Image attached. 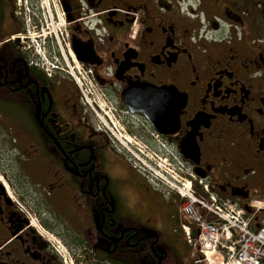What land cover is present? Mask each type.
Instances as JSON below:
<instances>
[{
	"label": "flooded vegetation",
	"instance_id": "1",
	"mask_svg": "<svg viewBox=\"0 0 264 264\" xmlns=\"http://www.w3.org/2000/svg\"><path fill=\"white\" fill-rule=\"evenodd\" d=\"M36 1L0 0V264H195L182 202L97 115L152 166L264 202V0H52L54 31Z\"/></svg>",
	"mask_w": 264,
	"mask_h": 264
},
{
	"label": "built area",
	"instance_id": "2",
	"mask_svg": "<svg viewBox=\"0 0 264 264\" xmlns=\"http://www.w3.org/2000/svg\"><path fill=\"white\" fill-rule=\"evenodd\" d=\"M189 200L182 212L198 227V236L187 241L195 251L204 254V262L210 261L214 252L221 251L219 264H264V230L256 232L251 221L244 217L236 205L210 202L188 194Z\"/></svg>",
	"mask_w": 264,
	"mask_h": 264
},
{
	"label": "rangeland",
	"instance_id": "3",
	"mask_svg": "<svg viewBox=\"0 0 264 264\" xmlns=\"http://www.w3.org/2000/svg\"><path fill=\"white\" fill-rule=\"evenodd\" d=\"M34 9L39 12V14H43L44 15V18L46 20V26L48 27V29L50 31H54L56 28L58 29L59 28V25L57 24H50V21H49V13H51V11L53 12V6H52V0H37L35 3H34ZM51 8L49 11H48V8ZM31 12V11H30ZM32 31V30H30ZM35 44L37 45H40V42L37 40L35 41ZM88 89H86V93H88L87 91ZM98 116H100V114H98ZM114 131V130H113ZM115 133V132H114ZM116 136V134H115ZM117 137V136H116ZM118 139H121V137H117ZM138 157L142 160L141 156L138 155ZM155 158V157H154ZM133 160H134V157H133ZM144 161V160H143ZM147 163V162H146ZM177 178V176H176ZM187 189H185L184 191H186ZM182 191V193L184 192ZM76 264V263H75Z\"/></svg>",
	"mask_w": 264,
	"mask_h": 264
},
{
	"label": "water",
	"instance_id": "4",
	"mask_svg": "<svg viewBox=\"0 0 264 264\" xmlns=\"http://www.w3.org/2000/svg\"><path fill=\"white\" fill-rule=\"evenodd\" d=\"M131 104L129 105L130 109H131V112L134 113V112H137L141 109V107L138 105V102L136 101V98H132L131 100ZM148 119L151 121L152 125H154V127L157 128V123L156 121L150 116V115H147ZM159 123H161L159 121ZM158 129V128H157ZM158 132L162 135H164L163 133H161L158 129ZM245 209L249 212V209L248 207H245Z\"/></svg>",
	"mask_w": 264,
	"mask_h": 264
},
{
	"label": "bare ground",
	"instance_id": "5",
	"mask_svg": "<svg viewBox=\"0 0 264 264\" xmlns=\"http://www.w3.org/2000/svg\"><path fill=\"white\" fill-rule=\"evenodd\" d=\"M221 254V251L214 252V254L211 255L210 259L212 263L209 264H219L223 260ZM199 260L200 264H204V254L202 252L199 254ZM223 262H225V260H223Z\"/></svg>",
	"mask_w": 264,
	"mask_h": 264
},
{
	"label": "trees",
	"instance_id": "6",
	"mask_svg": "<svg viewBox=\"0 0 264 264\" xmlns=\"http://www.w3.org/2000/svg\"><path fill=\"white\" fill-rule=\"evenodd\" d=\"M180 264V263H179Z\"/></svg>",
	"mask_w": 264,
	"mask_h": 264
}]
</instances>
